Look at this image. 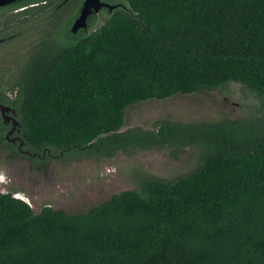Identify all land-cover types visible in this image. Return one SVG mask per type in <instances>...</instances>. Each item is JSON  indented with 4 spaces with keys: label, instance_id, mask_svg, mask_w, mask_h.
<instances>
[{
    "label": "trees",
    "instance_id": "1",
    "mask_svg": "<svg viewBox=\"0 0 264 264\" xmlns=\"http://www.w3.org/2000/svg\"><path fill=\"white\" fill-rule=\"evenodd\" d=\"M100 1L115 8L101 9L99 26L90 17L86 32L32 52L15 97L0 96L19 137L39 152L168 148L176 157L195 147L200 159L186 175L145 177L75 214L35 213L0 193V264H264V113L117 133L128 106L231 83L264 112V0ZM16 16L0 20V38Z\"/></svg>",
    "mask_w": 264,
    "mask_h": 264
},
{
    "label": "rangeland",
    "instance_id": "2",
    "mask_svg": "<svg viewBox=\"0 0 264 264\" xmlns=\"http://www.w3.org/2000/svg\"><path fill=\"white\" fill-rule=\"evenodd\" d=\"M100 12L103 11L100 10ZM100 12L94 16L97 22L92 25V29L102 22ZM11 15H14L13 12H8L2 15L0 20ZM22 15L16 16L13 24ZM32 22L30 21L27 25L22 24L20 26L22 28L16 27V24L5 33V36L22 31L21 37L6 40L0 45V87L1 90H5L9 99L16 95V90L10 88L17 77L19 68L28 59L29 52L42 39L44 40L43 35L47 34V29L52 25L46 27L45 24L41 26L37 22ZM263 113L258 99L240 84L231 83L218 90L177 95L162 101L149 100L129 106L124 111V125L125 128H131V130L153 131L160 122L244 120L250 117H261ZM73 153L78 154L74 151L67 153V156L70 155L69 158H72ZM200 154L201 151L195 147L185 149L176 157L170 153L168 148L163 151L134 149L125 152L118 151L110 158L97 157L94 158L93 163L78 162L74 167L70 166L72 173L68 174V180L72 182V185L67 190L45 189L39 194L22 192L13 187L10 180L5 179L4 172L0 170L4 181V185L0 184V190L4 187L7 193L23 196L35 213L40 210L41 206L47 205L53 209H61L67 214H75L86 211L115 193L138 189L145 177L173 180L186 175L195 168ZM84 170L86 171L85 177L81 175Z\"/></svg>",
    "mask_w": 264,
    "mask_h": 264
},
{
    "label": "flooded vegetation",
    "instance_id": "3",
    "mask_svg": "<svg viewBox=\"0 0 264 264\" xmlns=\"http://www.w3.org/2000/svg\"><path fill=\"white\" fill-rule=\"evenodd\" d=\"M31 1L32 4H27L24 7L12 11L14 14H17V16L19 14L24 15L19 16V20L9 29L11 30L16 24V27H20L25 23L27 25L30 21L37 22L41 26L45 24L46 27L52 24L51 27L47 29V34L49 35L47 36V34H44V40L42 39V41L29 52L30 54H32V52H40V50L46 46L59 47L64 45L66 43L67 33L75 36L86 32L89 26V18L97 15L91 14L87 17V27L85 30L79 29L75 33H72L70 31L71 26L78 18L84 0ZM9 5L0 8H7ZM72 13L77 14L72 17ZM71 17L72 20H70ZM7 32L8 30L6 33ZM22 33V31H19L16 34L0 38V45L4 44L6 40L9 41L13 38H20ZM23 64H25V62ZM0 96L7 98L5 90H1V87ZM11 110L15 112L14 109L10 108V111L5 112V115L13 117L14 120H16V114H12ZM10 121H12L10 118L3 120L0 114V123H2V126H0V170L4 172L5 179H9L13 187L22 192L39 194L45 189L52 190L55 188H57L56 191L58 189L65 191L72 185V182L68 180V174L72 173L70 166L74 167L75 163L78 162L93 163L94 158H97V156L88 157L78 152L77 155L73 153V157L69 158L70 155L67 156L69 151H58L55 153L54 150L48 148H43L40 152L34 150L27 146L19 137V124L12 129ZM125 129L129 130L131 128ZM99 158L102 159L103 157ZM85 174L86 171H82L81 175H83V177H85Z\"/></svg>",
    "mask_w": 264,
    "mask_h": 264
},
{
    "label": "water",
    "instance_id": "4",
    "mask_svg": "<svg viewBox=\"0 0 264 264\" xmlns=\"http://www.w3.org/2000/svg\"><path fill=\"white\" fill-rule=\"evenodd\" d=\"M16 1H18V0H0V7H4L6 5L13 4ZM102 8H105L108 11H111L112 9L115 8V5H109V4L104 3L100 0H84L83 4L81 6V9L79 11V16L74 21L73 25L71 26L70 31L72 33H75L79 29L85 30L87 27V23H86L87 17L90 16L91 14H97ZM8 111H10V108L0 104V114H1L2 119L5 120V119L10 118L12 120L10 122H11V127L13 129L15 126H18V123L16 122V120H14L13 117H8L5 115V112H8ZM11 112H12V114L15 113L13 110H11ZM191 122H194V121H191ZM124 130H125V125L123 123V126L117 130V133H122V132H124ZM129 130H131V129H129Z\"/></svg>",
    "mask_w": 264,
    "mask_h": 264
},
{
    "label": "clouds",
    "instance_id": "5",
    "mask_svg": "<svg viewBox=\"0 0 264 264\" xmlns=\"http://www.w3.org/2000/svg\"><path fill=\"white\" fill-rule=\"evenodd\" d=\"M1 177L2 176L0 175V184L4 185V181H3V179ZM0 187H1V185H0ZM2 188H3V190H0V193L1 194H6L7 193V189H5L4 187H2ZM12 198L21 200V201L25 202L26 204H28L27 201L23 198V196H18V194L12 195Z\"/></svg>",
    "mask_w": 264,
    "mask_h": 264
}]
</instances>
